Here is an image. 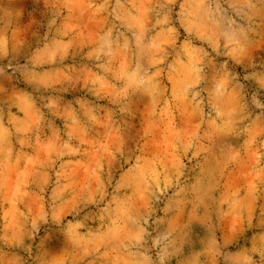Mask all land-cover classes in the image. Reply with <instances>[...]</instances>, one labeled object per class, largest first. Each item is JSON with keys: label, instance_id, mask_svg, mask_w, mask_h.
<instances>
[{"label": "rangeland", "instance_id": "obj_1", "mask_svg": "<svg viewBox=\"0 0 264 264\" xmlns=\"http://www.w3.org/2000/svg\"><path fill=\"white\" fill-rule=\"evenodd\" d=\"M0 264H264V0H0Z\"/></svg>", "mask_w": 264, "mask_h": 264}]
</instances>
